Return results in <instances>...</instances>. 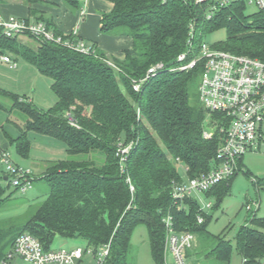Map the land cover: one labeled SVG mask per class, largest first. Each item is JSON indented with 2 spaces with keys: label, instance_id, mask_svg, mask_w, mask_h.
Returning a JSON list of instances; mask_svg holds the SVG:
<instances>
[{
  "label": "trees",
  "instance_id": "16d2710c",
  "mask_svg": "<svg viewBox=\"0 0 264 264\" xmlns=\"http://www.w3.org/2000/svg\"><path fill=\"white\" fill-rule=\"evenodd\" d=\"M10 1L0 0V5ZM16 1L28 6L30 17L36 15V20L46 22L57 34L69 37L39 16L34 5L41 0ZM63 1L72 10L81 8V0ZM108 1L113 8L102 14L100 31L131 36L132 47L124 50L123 59L96 46H92L95 54L80 53L55 42L38 40L31 34L0 38V52H11L50 77L57 98L54 107L43 110L26 95L0 88V93L13 99V109L26 118L22 125L16 124L19 134L8 136L10 143L23 158L31 152V132L61 141L66 147V158L51 162L39 177L48 184L47 198L21 225L16 236L4 242L8 230H0V260L24 232L37 237L45 249L52 248L57 235L82 240L86 247L96 251L110 244L103 264H128L132 234L140 224L147 227L151 254L156 264H161L166 250L167 215L172 216L179 232L210 234L208 223L212 214L201 211L205 220L199 223V203L188 198L179 208L171 195L175 182L201 175L213 167L219 145L217 132L212 138L203 134L206 122L213 127L223 116L208 115L199 99L201 66L189 71H162L147 79L140 91L133 89L132 79L144 77L149 67L159 62L173 65L187 49L190 23L194 24V53L208 33L226 27L227 38L214 44L215 48L264 60V11L258 10L251 18L245 14V3H235L215 12L208 20L206 12L212 0ZM25 36L35 40L37 46L29 45L22 39ZM69 111L77 125L65 116ZM131 140L135 144L122 168L117 145ZM179 163L188 167L187 174L181 171ZM239 166L243 168V158ZM245 172L251 174L249 170ZM7 176L6 169L0 170V207L10 196L6 195L11 185ZM235 176L205 192L206 197H216L219 205ZM254 181L264 184V179ZM215 238L217 244L208 256L230 264L232 240L222 235ZM234 242L246 264H261L264 217L255 212L249 215Z\"/></svg>",
  "mask_w": 264,
  "mask_h": 264
},
{
  "label": "built area",
  "instance_id": "2783aa9c",
  "mask_svg": "<svg viewBox=\"0 0 264 264\" xmlns=\"http://www.w3.org/2000/svg\"><path fill=\"white\" fill-rule=\"evenodd\" d=\"M202 1L206 0H197ZM235 3L255 5L258 10L264 11V0H212L206 12V19H211L215 12ZM25 34H31L41 41L61 44L80 53L95 54V49L78 36L76 28L65 38L42 20L3 15L0 12V38ZM194 35V24L190 23L187 49L178 55L175 63L168 66L159 62L150 66L144 77L132 79V87L135 91H140L147 79L162 71H189L197 65L201 66L198 86L200 101L208 115L219 113L223 116L221 122L213 127L206 122L203 134L205 138H212L217 132L219 145L213 167L201 175L187 176L184 181L175 182L171 195L179 208L184 206L188 198L196 200L200 205L197 219L199 223H203L205 219L202 212L211 210L213 203L202 202L200 195L238 174L241 171L239 161L248 151L253 150L259 141L264 142V60L215 48L205 40L194 53ZM107 62L115 66L112 61ZM0 63L13 69L18 66V61L10 52H0ZM137 115L140 117V108L137 109ZM65 116L72 125H77L70 111ZM134 144V140L118 143L116 154L122 168L126 165ZM0 165L8 172L7 180L21 192H26L32 186V171L13 162L9 151L4 148H0ZM179 167L187 174L188 167L183 163H179ZM131 189L133 190L132 185ZM246 208L250 213H254L259 210V203L253 202ZM164 223L166 250L161 264H189L187 258L190 250L196 245V234L177 231L171 215L165 216ZM109 251L110 244L97 251L90 246L45 249L37 237L24 232L16 237L0 264H12L11 262L17 259L28 264H103Z\"/></svg>",
  "mask_w": 264,
  "mask_h": 264
},
{
  "label": "rangeland",
  "instance_id": "374dc122",
  "mask_svg": "<svg viewBox=\"0 0 264 264\" xmlns=\"http://www.w3.org/2000/svg\"><path fill=\"white\" fill-rule=\"evenodd\" d=\"M257 11V6L246 5L245 14L247 16L251 17ZM39 16L43 17L42 13H39ZM226 38L227 28L220 27L208 33L205 41L210 45H214ZM22 39L26 40L31 46H37L38 44L35 40L27 39L26 36ZM11 54L15 56L13 53ZM52 83L53 80L50 77L40 73L23 58L18 57V66L14 69L0 63V88L20 96L26 95L34 105L43 110H49L55 106L57 98L52 90ZM0 102L3 105V108L0 109V142L4 144V147L6 146L5 149L9 151L13 162L30 168L33 172L32 176L35 178L32 186L26 192H21L13 185L6 189V195L10 196L0 207V230H8V234L4 238V242H6L19 233L21 225L47 198L48 184L39 177L45 174L51 162L65 159L66 153L62 152V155H60L53 144L40 143L39 139L45 138L35 139V136L33 137L34 133L31 132L30 155L27 158L21 157L16 152L15 146L10 143L8 136L14 137L19 134V127L16 124L22 125L26 119L25 115L21 111L13 109L11 96L0 93ZM36 136L44 137L40 134ZM5 169L4 166L0 165V170ZM247 170L251 172L250 175L246 174L245 171ZM255 178L264 179L263 141H259L253 150L244 155L243 168L232 180L229 193L219 205H217L218 199L216 197L208 198L205 194L200 195L202 196V202L210 201L216 207L207 211L209 215L212 214V219L208 223L210 234H196V245L190 250L187 258L189 264H226V262L215 257L208 256V252L217 244L215 235H222L226 239L232 240L233 248L230 264H244V260L235 246L234 237L240 227L247 223L249 215L252 214L246 206L258 202L259 210H256L255 213L260 217H264V184H257L254 181ZM6 184L7 182L4 183L5 186ZM195 195L198 194L195 193ZM75 246H85V242L82 240H68L57 235L52 244L53 249ZM11 263L28 264L22 260H13ZM128 264H156L151 254L148 230L143 224L136 226L133 231ZM261 264H264V261Z\"/></svg>",
  "mask_w": 264,
  "mask_h": 264
},
{
  "label": "crops",
  "instance_id": "0c3cea01",
  "mask_svg": "<svg viewBox=\"0 0 264 264\" xmlns=\"http://www.w3.org/2000/svg\"><path fill=\"white\" fill-rule=\"evenodd\" d=\"M34 7L60 33L70 35L76 28L78 36L88 45L96 46L116 58L123 59L125 56L124 50L132 47L131 36L101 33V16L103 13L110 12L113 8V3L108 0H81V8L78 10L70 9L63 0H41ZM0 12L3 15L30 17L28 6L16 0L1 4ZM30 18L36 19L34 16ZM16 60L18 61V58ZM36 135L38 134L34 133L33 135L35 139L45 138L39 139L40 143L46 144L47 142L48 145L53 144L58 149L60 155H62V152L66 153V147L63 142L48 136L37 137ZM0 147L5 148L6 146L4 147V144L0 142ZM19 165L25 167L24 165Z\"/></svg>",
  "mask_w": 264,
  "mask_h": 264
},
{
  "label": "water",
  "instance_id": "95a60500",
  "mask_svg": "<svg viewBox=\"0 0 264 264\" xmlns=\"http://www.w3.org/2000/svg\"><path fill=\"white\" fill-rule=\"evenodd\" d=\"M7 179V178H6Z\"/></svg>",
  "mask_w": 264,
  "mask_h": 264
}]
</instances>
